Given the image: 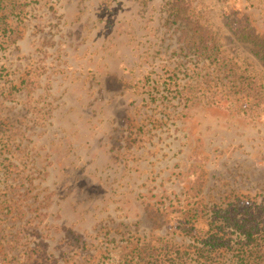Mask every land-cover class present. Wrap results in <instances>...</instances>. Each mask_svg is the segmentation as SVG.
Instances as JSON below:
<instances>
[{
  "label": "rangeland",
  "instance_id": "obj_1",
  "mask_svg": "<svg viewBox=\"0 0 264 264\" xmlns=\"http://www.w3.org/2000/svg\"><path fill=\"white\" fill-rule=\"evenodd\" d=\"M2 11L0 264H110L155 240L189 251L195 212L264 204V61L237 36L245 25L264 49V0Z\"/></svg>",
  "mask_w": 264,
  "mask_h": 264
},
{
  "label": "trees",
  "instance_id": "obj_2",
  "mask_svg": "<svg viewBox=\"0 0 264 264\" xmlns=\"http://www.w3.org/2000/svg\"><path fill=\"white\" fill-rule=\"evenodd\" d=\"M5 1L0 0V30L4 33L10 25V14L2 11ZM237 31L240 39L254 43V53L264 61V49L257 36L247 33L245 25L237 27ZM205 215L199 217V211L195 212L196 222L204 220L202 227L191 228L195 230L191 250L163 240L149 241L137 246L130 259L114 260L110 264H185L186 254L197 264H216L226 254L237 264H264V204L245 195L236 196L227 204L212 206Z\"/></svg>",
  "mask_w": 264,
  "mask_h": 264
}]
</instances>
